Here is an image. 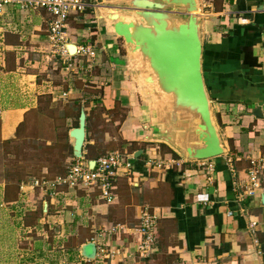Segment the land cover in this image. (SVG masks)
<instances>
[{
	"label": "crops",
	"instance_id": "0c3cea01",
	"mask_svg": "<svg viewBox=\"0 0 264 264\" xmlns=\"http://www.w3.org/2000/svg\"><path fill=\"white\" fill-rule=\"evenodd\" d=\"M109 1L112 5L87 0L90 7L67 20L65 47L93 46L88 72L84 66L67 73L62 60L51 54L43 10L9 6L0 15V25L6 27L1 52L25 50L15 54L9 74L30 77L18 64V57L26 61L29 50L43 62L54 58L57 66L47 75L51 80L36 84L34 95L28 91L4 109L3 141L37 109L39 97L47 98L76 113L67 133L77 126L80 112L85 113V158L119 151L131 164L130 171L120 167L113 180L111 205L99 199L96 189L68 199L40 198L47 211L42 207V217L32 225L26 221L35 219V209L21 216L11 206L6 231L0 230V264H264V191L252 188L247 176L249 159L264 156V0H198L202 74L224 153L197 162L180 158L157 139L167 125L128 72L123 42L107 20V11L119 7L116 0ZM66 141L71 146L69 136ZM144 207L160 218L155 251L141 259L135 253L136 227ZM45 222L54 229H44ZM90 242L95 245L93 259L83 255Z\"/></svg>",
	"mask_w": 264,
	"mask_h": 264
},
{
	"label": "water",
	"instance_id": "95a60500",
	"mask_svg": "<svg viewBox=\"0 0 264 264\" xmlns=\"http://www.w3.org/2000/svg\"><path fill=\"white\" fill-rule=\"evenodd\" d=\"M166 2L116 0L119 8L108 10L107 20L123 42L128 72L141 84L143 97L159 112L158 117L163 115L161 122L167 128L157 139L184 160H210L221 156L224 148L202 74L199 2ZM105 4L112 5L109 0ZM132 22L131 32L141 42L137 51L133 50L129 33ZM66 49L73 55L76 47L68 44ZM85 119L81 111L77 126L68 132L73 158L83 156ZM83 250L88 259L95 257L94 243H88Z\"/></svg>",
	"mask_w": 264,
	"mask_h": 264
},
{
	"label": "rangeland",
	"instance_id": "374dc122",
	"mask_svg": "<svg viewBox=\"0 0 264 264\" xmlns=\"http://www.w3.org/2000/svg\"><path fill=\"white\" fill-rule=\"evenodd\" d=\"M3 26L0 25V43H2L1 34L6 28ZM131 36L132 44L133 42L136 44L134 49L138 50L140 47L139 40L133 34ZM9 39L8 41L14 44L18 42L17 39L10 37ZM12 52L7 51L4 54L0 48V201L3 199L4 205V207H0V230L4 231H6L4 221L9 216L8 213L10 212L8 209L11 206H13V209L10 210H20L18 213L21 216L25 213L26 215L31 214L28 213L33 212L31 208L35 209V219H27L26 221L27 224L32 225L39 217H42L43 203H41V199L43 201L47 198L55 200L39 189H32L31 185L33 179H38L44 176V174H47L46 177L53 178L66 171L68 159L72 158L71 146L66 141L68 136L67 131L72 127L73 115L74 117L76 116V113H73L67 106L65 107L67 109L62 108L59 104L53 106L47 98L39 97L37 109L24 116V122L16 128L13 137L3 141L1 135L3 131L1 115L4 109L6 107H13L14 102H18L20 98H24L28 91H31V94L34 95L36 84H41L43 80H51L48 76L54 74V67L57 68V66H54L55 64L53 65L55 63L54 58H49L43 62L41 58L37 59L34 56V51L29 50L26 61L18 57V64L25 67L23 68L24 72L30 75V77L24 76L23 79V77H19L20 74L11 75L6 70L14 68L15 54H24L25 50L22 48V51L17 50L16 53ZM2 57H5V67L4 65L3 67L1 66L3 62L1 60ZM65 110L70 114L68 120L63 119V115L66 113ZM95 112L98 116L99 111L95 110ZM115 114L119 117L120 112ZM160 150L162 151V148ZM6 187L7 189H5ZM30 195L31 197H29ZM60 198L66 199L64 196H60ZM45 210L47 211V206ZM12 214L16 215V212H12L11 216ZM48 226L51 225L45 222L44 229L49 230L50 228V231L54 229Z\"/></svg>",
	"mask_w": 264,
	"mask_h": 264
},
{
	"label": "built area",
	"instance_id": "2783aa9c",
	"mask_svg": "<svg viewBox=\"0 0 264 264\" xmlns=\"http://www.w3.org/2000/svg\"><path fill=\"white\" fill-rule=\"evenodd\" d=\"M14 7L20 11L43 10L48 15L47 38L51 48V54L62 60L64 71H81L86 66L87 72L91 70L95 51L90 42L76 47L75 53L69 55L65 47V33L67 20L73 13H83L90 4L87 0H0V15L6 7ZM75 57H79L75 59ZM124 155L119 151H110L104 155L89 160L71 158L66 171L53 178L46 175L33 179L31 188L39 189L50 198L64 196L76 197L77 192H90L97 190L99 199L105 205L113 204V180L120 167L124 166L130 171V161L123 159ZM211 172L213 167L207 165ZM247 176L252 188L264 191V156L250 158L247 167ZM138 224L136 230L139 234L136 254L141 259L153 255L157 239V227L160 215L155 210L147 207L140 208L137 214ZM254 224H251L253 226Z\"/></svg>",
	"mask_w": 264,
	"mask_h": 264
},
{
	"label": "bare ground",
	"instance_id": "6f19581e",
	"mask_svg": "<svg viewBox=\"0 0 264 264\" xmlns=\"http://www.w3.org/2000/svg\"><path fill=\"white\" fill-rule=\"evenodd\" d=\"M114 18H115V17H114ZM109 19H111V16H109ZM132 26L134 27V24H133V23H132ZM139 43H140V46H141V42H140V41H139ZM139 49H140V47H139ZM133 50H134V51H137V50L134 49V46H133ZM70 51H71V53H72V50H71V49H70Z\"/></svg>",
	"mask_w": 264,
	"mask_h": 264
},
{
	"label": "trees",
	"instance_id": "16d2710c",
	"mask_svg": "<svg viewBox=\"0 0 264 264\" xmlns=\"http://www.w3.org/2000/svg\"><path fill=\"white\" fill-rule=\"evenodd\" d=\"M87 149H88V147L86 146V147H85V151H86V152H87ZM71 154H72V152H71ZM71 157H72V156H71Z\"/></svg>",
	"mask_w": 264,
	"mask_h": 264
}]
</instances>
